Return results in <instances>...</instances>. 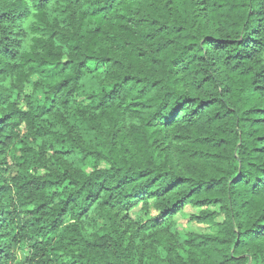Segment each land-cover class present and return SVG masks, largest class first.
I'll return each mask as SVG.
<instances>
[{"label":"trees","instance_id":"obj_1","mask_svg":"<svg viewBox=\"0 0 264 264\" xmlns=\"http://www.w3.org/2000/svg\"><path fill=\"white\" fill-rule=\"evenodd\" d=\"M93 72L86 145L64 112ZM187 206L216 232L175 234ZM139 250L264 264V0H0V264H146Z\"/></svg>","mask_w":264,"mask_h":264},{"label":"rangeland","instance_id":"obj_2","mask_svg":"<svg viewBox=\"0 0 264 264\" xmlns=\"http://www.w3.org/2000/svg\"><path fill=\"white\" fill-rule=\"evenodd\" d=\"M96 73H89L87 76H85L80 83L79 86V92L76 94L73 98V104L70 106V108L65 109L64 115L67 117V121L69 122V125H74L73 129L77 134L80 135V137L83 139L86 145H92L95 143L96 133L94 130H89L88 128H84L83 126H78L79 121L82 120V112H90L92 115L90 109L88 107L90 103L89 96L98 88L99 86V80L96 76ZM34 93V87L31 83L25 84L23 93H20L17 97L15 96V106L18 109L26 110V96L31 97ZM94 117V115H92ZM43 125L47 130H62V126L59 124V120L53 119L50 116H46V119L42 122ZM76 127L78 129H76ZM77 130V131H76ZM25 133V130H24ZM40 141V139L38 140ZM92 164H88L87 166H84L83 169L86 172H89L92 169ZM99 168H106L107 165L103 161L98 162ZM13 173L10 171L4 174L7 179H10ZM214 209L213 211H215ZM199 209L187 206L184 208L182 212L177 214L174 218V228L173 232L179 236H184L188 233H196V234H212L216 232V227L214 226H208L204 224H199L196 221H194L191 217L193 215L198 214ZM118 216L114 217V222L116 223L117 227L119 229H125L126 225H132L136 221L137 218L136 215H126L124 213L117 214ZM154 215L153 212L150 213V215H142L141 221L144 222L148 217H151ZM219 217L217 218V220ZM101 220L98 221V226L101 225ZM14 255L17 259H21L25 257L28 253L26 247H21L19 249H14ZM60 257L57 259L56 262H63L66 263L69 261L70 256L64 253L59 254ZM133 260L136 263H149V256L146 252H143L142 250H139V252H136L133 254Z\"/></svg>","mask_w":264,"mask_h":264}]
</instances>
